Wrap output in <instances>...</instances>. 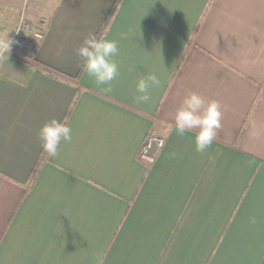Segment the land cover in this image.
<instances>
[{
  "label": "crops",
  "instance_id": "0c3cea01",
  "mask_svg": "<svg viewBox=\"0 0 264 264\" xmlns=\"http://www.w3.org/2000/svg\"><path fill=\"white\" fill-rule=\"evenodd\" d=\"M5 35L0 264H264V0H0ZM90 35L119 41L110 86L83 71ZM189 93L220 105L204 153L173 130ZM52 119L72 128L56 158L37 135ZM149 134L166 138L153 165Z\"/></svg>",
  "mask_w": 264,
  "mask_h": 264
},
{
  "label": "clouds",
  "instance_id": "9594fccd",
  "mask_svg": "<svg viewBox=\"0 0 264 264\" xmlns=\"http://www.w3.org/2000/svg\"><path fill=\"white\" fill-rule=\"evenodd\" d=\"M128 38V33H121L120 39ZM8 35L0 37V60L8 59L11 47ZM120 53L119 41L107 37L96 38L90 35L77 49V54L83 60V71L94 79L97 86H110L120 75V66L114 60ZM160 79L155 73L138 79L136 83L135 101L146 104L151 100L150 89L159 87ZM26 86V84L21 85ZM204 99L196 93H189L182 101V106L174 117L173 130L179 136L185 135L193 129H199L194 138L195 150L204 153L212 145L217 130L221 128V111L217 101H210L201 114ZM41 147L50 158L59 155L62 144L72 141V128L55 119L44 124L37 133ZM170 155L175 156V153ZM255 223V218H252Z\"/></svg>",
  "mask_w": 264,
  "mask_h": 264
},
{
  "label": "built area",
  "instance_id": "2783aa9c",
  "mask_svg": "<svg viewBox=\"0 0 264 264\" xmlns=\"http://www.w3.org/2000/svg\"><path fill=\"white\" fill-rule=\"evenodd\" d=\"M24 30V22L20 21L17 27V34L22 33ZM32 37L35 41H39L43 37V31L37 30L33 32ZM166 145V138L157 134H149L145 137L141 148L138 152V160L147 164L153 165L156 162L158 155L163 151Z\"/></svg>",
  "mask_w": 264,
  "mask_h": 264
},
{
  "label": "trees",
  "instance_id": "16d2710c",
  "mask_svg": "<svg viewBox=\"0 0 264 264\" xmlns=\"http://www.w3.org/2000/svg\"><path fill=\"white\" fill-rule=\"evenodd\" d=\"M23 51H24L23 53H24L25 57H26L28 60L35 62V61H34V48H33V47L25 46V47L23 48Z\"/></svg>",
  "mask_w": 264,
  "mask_h": 264
},
{
  "label": "rangeland",
  "instance_id": "374dc122",
  "mask_svg": "<svg viewBox=\"0 0 264 264\" xmlns=\"http://www.w3.org/2000/svg\"><path fill=\"white\" fill-rule=\"evenodd\" d=\"M19 23H20V21H19ZM18 34L16 33V36H17ZM17 39V38H16Z\"/></svg>",
  "mask_w": 264,
  "mask_h": 264
}]
</instances>
